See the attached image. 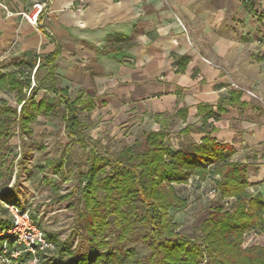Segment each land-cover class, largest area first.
Wrapping results in <instances>:
<instances>
[{
    "label": "crops",
    "instance_id": "1",
    "mask_svg": "<svg viewBox=\"0 0 264 264\" xmlns=\"http://www.w3.org/2000/svg\"><path fill=\"white\" fill-rule=\"evenodd\" d=\"M1 1L15 13L48 4L37 25L0 5V56L15 58L13 71L17 62L37 59L30 71L21 66L31 79L27 97L45 75L42 60L55 53L56 87L72 100H93L81 114L140 116L149 130L165 129L173 149L209 132L234 146L233 160L250 165L248 191L264 197V0H252V10L244 0ZM114 35L128 40L107 49ZM7 92L20 110L24 101ZM50 93L61 102L44 89L37 101ZM208 180L193 176L178 185Z\"/></svg>",
    "mask_w": 264,
    "mask_h": 264
},
{
    "label": "trees",
    "instance_id": "2",
    "mask_svg": "<svg viewBox=\"0 0 264 264\" xmlns=\"http://www.w3.org/2000/svg\"><path fill=\"white\" fill-rule=\"evenodd\" d=\"M243 3L252 10V0ZM126 40L125 36H110L106 48ZM55 58L54 53L42 60L38 70L44 69L45 75L28 97L30 74L21 66L30 71L37 59L17 62L20 68L13 72L0 69V91H16L17 102L24 101L18 110L0 97V244L9 239L10 236L1 232L11 225L9 210L2 201L22 206L18 197L11 199L14 190L1 186L6 175L3 159L6 145L16 135L24 140L32 131L31 124L42 114L51 115L57 107L47 95L37 101L40 89L59 94L69 142L79 144L84 151L89 147L80 109L90 110L93 100H72L66 89L56 87ZM237 96L241 93L237 92ZM211 113L209 110L204 118H209ZM183 132L189 133L187 128ZM168 135L163 128L149 130L115 155L107 152L100 155L93 148L88 152L91 164L79 177L85 184L82 204L91 248L77 255L67 243H59L45 230L58 249L57 254L42 264H264V244H244L246 235L252 232L264 236V197L248 191L250 165L234 161V146L218 142L209 132L200 142L187 138L177 149L165 144ZM193 176L200 180L211 178L223 204L213 207L198 231L190 234L177 231L170 210L188 206V200L179 195L174 185L188 183ZM226 199H231L228 206ZM111 234L120 244L139 240L148 246V254L141 256L132 247L113 248L108 244ZM97 244L109 246L100 250Z\"/></svg>",
    "mask_w": 264,
    "mask_h": 264
},
{
    "label": "rangeland",
    "instance_id": "3",
    "mask_svg": "<svg viewBox=\"0 0 264 264\" xmlns=\"http://www.w3.org/2000/svg\"><path fill=\"white\" fill-rule=\"evenodd\" d=\"M35 3L29 10L33 9ZM14 61L15 58L0 56V69L13 71ZM0 97L8 98L12 105H16L14 92L0 91ZM49 100L58 104L53 113L40 115L31 124L32 131L25 135L24 140L16 135L6 145L3 157L6 175L1 186L14 190L11 199L18 197L19 203L30 208L41 226L56 237L59 243H67L75 254L82 255L90 250L92 244L82 204L85 184L79 177L91 164L88 152L93 148L100 155L106 152L115 155L126 145L140 140L143 132L150 127L144 124V118L140 116H104L96 111H83V132L89 143L84 151L79 144H71L64 133L62 103L52 93L49 94ZM174 128L171 127V132L175 135L173 140H177ZM174 186L179 195L189 202L183 210H170L179 232H197L213 207L223 204L211 180L202 184L192 181L189 186ZM230 203L231 199L225 205ZM108 240L113 248L132 247L141 256L149 252L148 246L139 240L120 244L113 239V234ZM253 243L264 244V236L254 232L246 235L244 244ZM109 245L97 244V248L105 250ZM22 261L23 258H20L16 262L21 264Z\"/></svg>",
    "mask_w": 264,
    "mask_h": 264
},
{
    "label": "built area",
    "instance_id": "4",
    "mask_svg": "<svg viewBox=\"0 0 264 264\" xmlns=\"http://www.w3.org/2000/svg\"><path fill=\"white\" fill-rule=\"evenodd\" d=\"M0 5L7 15L20 14L33 25H37L48 4L47 2H37L33 9L18 13L11 10L1 0ZM237 87L240 88L238 85ZM247 93L253 97L257 96L251 90H247ZM214 190L216 192L215 188ZM4 205L9 210L11 225L1 232L2 235L10 236L0 244V262L2 264H19L16 261L20 258H23L21 264H42L44 260L51 259L57 254L56 242L49 238L45 229L39 225L30 208L24 205L19 206L16 203H4Z\"/></svg>",
    "mask_w": 264,
    "mask_h": 264
}]
</instances>
